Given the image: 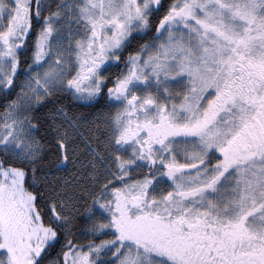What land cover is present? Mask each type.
I'll return each instance as SVG.
<instances>
[{
	"label": "snow or ice",
	"instance_id": "1",
	"mask_svg": "<svg viewBox=\"0 0 264 264\" xmlns=\"http://www.w3.org/2000/svg\"><path fill=\"white\" fill-rule=\"evenodd\" d=\"M0 264H264V0H0Z\"/></svg>",
	"mask_w": 264,
	"mask_h": 264
}]
</instances>
